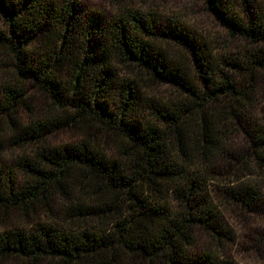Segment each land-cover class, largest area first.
Here are the masks:
<instances>
[{
	"label": "trees",
	"instance_id": "trees-1",
	"mask_svg": "<svg viewBox=\"0 0 264 264\" xmlns=\"http://www.w3.org/2000/svg\"><path fill=\"white\" fill-rule=\"evenodd\" d=\"M204 1L238 54L156 11L109 21L77 0H0L15 75L0 84V150H34L0 160V210L62 200L76 223L0 233V264H237L213 244L233 235L227 213L264 217V0ZM140 74L176 97L147 96ZM27 85L48 109L25 125ZM66 129L81 139L49 141Z\"/></svg>",
	"mask_w": 264,
	"mask_h": 264
},
{
	"label": "rangeland",
	"instance_id": "rangeland-1",
	"mask_svg": "<svg viewBox=\"0 0 264 264\" xmlns=\"http://www.w3.org/2000/svg\"><path fill=\"white\" fill-rule=\"evenodd\" d=\"M63 5L70 0H54ZM84 4L87 9L102 12L104 18L111 21L116 17L119 9L122 7L141 10V12L156 11L163 19H179L186 23L189 28L203 34L208 42H212L215 55L238 54L243 41L232 37L229 31L223 27L214 14L209 12L204 0H77ZM5 25L0 18V30H4ZM168 49L166 45H162ZM117 68L121 69L119 76L132 79V75L127 67L117 63ZM14 70L11 68V62L8 57L0 50V84L7 83L13 79ZM140 83L144 86L143 91L149 97L164 100L173 99L177 93L168 85H152V81L143 74L138 75ZM28 86L26 97V108H22L19 118L25 125L30 123L32 118H42L48 109L47 100L32 85ZM233 133V139H235ZM81 139V133L73 130H60L53 133L49 141L53 144L63 145L78 142ZM33 149L20 148L11 143H5V147L0 150V160L8 164H14L21 158L32 157ZM20 182L24 184L26 178L19 174ZM211 189H214L215 182H210ZM64 201L52 202L48 207H37L30 213L17 211L6 214L0 210V233L10 231L17 227L24 231H32L38 224H55L61 226H75L76 223L67 217V208L64 207ZM229 219L233 235L230 240L224 244H213L217 255L229 257L237 264H264V217L257 215L240 214L237 212L231 216L226 214ZM199 238V237H198ZM210 240L201 235L198 247L204 249L208 246ZM48 264H56L53 261Z\"/></svg>",
	"mask_w": 264,
	"mask_h": 264
}]
</instances>
